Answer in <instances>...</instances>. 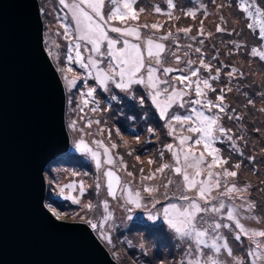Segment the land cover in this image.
<instances>
[{
	"label": "snow or ice",
	"instance_id": "1",
	"mask_svg": "<svg viewBox=\"0 0 264 264\" xmlns=\"http://www.w3.org/2000/svg\"><path fill=\"white\" fill-rule=\"evenodd\" d=\"M58 3L66 10L62 17L58 15L56 19L63 29L64 39L69 42L67 62L78 65L86 73L85 78L95 82V86H86L87 91L80 93V104L84 107L98 104L95 100L98 89L111 92L114 87L125 93H133L137 86H144L147 92L139 102L143 104L146 99H150L159 118L167 126L168 135L178 142L163 145L159 153L162 162L149 175L144 176V169L140 170L142 180L156 181L159 173L164 178L163 182L136 186L123 181L117 172L104 169V165H114L115 161L102 141L91 143L104 149L103 162L100 153L94 151L83 137H78L75 149L89 154L96 169L101 172L95 184L97 192L106 186L108 197L122 200L135 208L142 206L144 194L153 201V209L161 203L159 197L168 199L169 203L163 205L156 214L149 213L148 219L154 222L162 219L181 242V258L175 264H264V216L256 214V203L246 195L249 186H238L235 182L238 171L232 168L239 169L241 164L228 167L230 158L223 156L221 149L216 147L217 143L226 142L231 152L244 155L238 144L244 137L236 135L232 128L224 126L222 122L224 117L236 121H241L243 117L237 114L235 108L229 114L225 94L231 88L220 89V94L214 100L209 98V92L217 91L212 82L220 79L221 68H215L213 74V65L205 58V50L201 47L205 40L190 35L192 29L189 27L178 28V33H184L201 46H194L193 43L181 45L171 31L157 37L151 29L159 30L162 25L158 23L130 24L129 21H139L140 13L147 11L144 8L137 10L138 0H58ZM167 7L174 9V0H167ZM217 7L223 8L224 5ZM238 9L245 14L247 28L258 29L260 43L251 47L250 55L264 62V6L259 0H238ZM154 10L156 13L161 12L158 6ZM41 11L47 14V9ZM168 15L172 18L171 13ZM185 15L195 18L196 13L188 11ZM69 16L70 22L63 23ZM220 19L223 21L225 18L221 16ZM114 21H119L122 26L114 24ZM222 31L227 29L218 24L216 32ZM110 33L117 35L112 36ZM198 35H205L203 22ZM207 35L211 36V33ZM169 40L175 47L164 43ZM235 47L239 49L243 45L236 42ZM84 52L88 53L87 57ZM193 53L198 54V59L191 58ZM48 54H52L51 49ZM212 59H218V55H213ZM58 70L65 72V68ZM202 70L207 73L206 76L201 75ZM67 71L71 72L72 68H67ZM238 71L232 67L227 76L233 79ZM174 72L180 74L173 76ZM240 76H243L242 72ZM77 79L64 76L69 91L77 86ZM260 95L264 96V93ZM111 99L116 100L117 97L113 95ZM253 103V100H248V104ZM84 107L80 108L81 112ZM174 107L182 108L188 114H175L172 111ZM97 110L91 108L92 112ZM260 111L264 112V108ZM87 123L90 127L93 121ZM68 127L76 131L77 121L72 120ZM148 131L154 133L152 128ZM116 147V144H111L112 149ZM165 152L170 154L171 161H164ZM248 159L255 160V157L250 156ZM148 163L155 161L149 160ZM120 165L128 177L134 175L127 171L123 158H120ZM102 177L107 178L106 185L101 184ZM78 184V189L75 182L64 184L59 188L58 195L80 206L74 215L111 244L108 222L112 220L113 213L109 211L108 200L102 202L104 213L101 218H89L88 213L98 210V206L91 202L83 203L86 187L82 180ZM49 186H52L51 181ZM66 190H70L67 195ZM76 191L79 195L72 194ZM42 207L56 221L64 218L58 206L43 204ZM80 212L84 215L81 216ZM246 222H254L257 226H248ZM245 239L246 250L232 247L231 241L242 242ZM140 247L144 248L143 245Z\"/></svg>",
	"mask_w": 264,
	"mask_h": 264
},
{
	"label": "rangeland",
	"instance_id": "2",
	"mask_svg": "<svg viewBox=\"0 0 264 264\" xmlns=\"http://www.w3.org/2000/svg\"><path fill=\"white\" fill-rule=\"evenodd\" d=\"M40 17L42 20V40L43 46L48 50L51 49L50 59L54 64V67L59 75L61 80L63 90H64V98H65V106H64V124L66 128V132L68 135V150L67 153L74 155V160L72 162L67 161H54L52 162L44 171H43V179H44V196L43 201L44 204H51L54 207L58 206V210L62 212L64 218L62 220L65 221H74L81 222L79 217L74 215L75 212L80 210V206L71 204L70 201H65L63 197L58 195L59 188L67 183H76L77 189L79 187L78 182L84 181L86 187V193L82 198L83 203L91 202L94 205L98 206V210H94L93 212L88 213L89 218H101L104 209L102 202L104 200H108L109 202V211L113 213L112 220L109 221V229L108 232L111 235L112 243H107L104 239L100 238V234L94 230H92L88 225V227L92 230L94 236L101 243V245L107 249V253L109 257L117 264H119L111 255L115 256L118 260H121L123 255L122 253H126V248L119 242L115 244L117 235L127 238L128 241L136 240L135 237H145L147 238V244L155 243L156 236H152L150 234L145 235V233H141L140 231H126L121 235V231L123 227L126 226V221L132 219H142L147 223H159L160 229L164 227L172 237L175 243L181 242L177 239L175 233L171 231L167 225L162 221L159 222L150 221L148 219L149 213L156 214V212L162 208L163 205L169 203L168 199H164L163 197H159L161 203L156 205V208L153 209L152 204L153 201L145 195V199L142 202V206L140 208H135L132 205H127L124 201L114 200L111 197L107 196L106 186L101 189L98 193L95 184L97 182V177H101V172L96 169L95 162L91 158L89 154L78 152L75 149V141L78 137H83L86 142H89L90 147L100 153V159L103 162L104 157V149L102 147H98L96 144L91 143V141H102L105 147H108L110 150V154L114 158V165H104V169H111L119 176H121L123 181H129L131 185H141V184H151V183H162L163 179L159 173H157L156 181H146L142 180L141 169H144V176L149 175L156 168L159 167L161 161V157L159 155L162 150L163 145L168 143H178L172 136L170 138L165 134L164 131H168L165 123L162 125L161 119L159 118V113L155 109L154 105L151 104L150 99H146L145 103L141 104L139 109L142 111L144 121H149V127L145 130V133L149 132L148 129H154V136L156 137L154 141H156L155 147L152 145V151L143 155L138 154L137 150L139 148V143L141 141L145 143V141H151V137L147 135L137 136L133 142L128 139V143L131 144L132 149H135L133 152L136 154L132 157L133 160L137 159V162H131V164L127 167V171H131L134 175L132 177H128L126 172L122 169L120 165L121 155L116 153V149L111 148V144H115L117 138L121 137L123 133H121L122 129L119 127L117 120L122 117V115H116L113 113L114 119L106 118H96L90 112H87L84 109L83 112L80 111L79 96L81 91H87L86 86H95V82L89 80V84H85L81 87L83 78H85V74L78 71L73 63L67 62V48L69 47V42L63 37V29L59 26V22L56 17L63 16L66 12L59 3L58 0H37ZM230 3V6L229 4ZM238 6V0H174L175 8L169 9L167 7V0H138L136 4L137 10L140 8H144L147 11L144 13H140L139 21H129L130 24H144L148 23L149 25L152 23H158L162 25L159 30L151 29L152 32H155L157 37L161 34H166L171 31L175 34L181 45H186L188 43H193L194 46H201L197 42L191 41L184 33H178V28L189 27L192 29L190 35H197L198 40L204 39L205 43L201 47L205 50V58L210 61L213 65V74H215L214 70L217 67L221 68V77L217 81H213V86L217 89L214 95L209 96V98L213 99L220 94V89L222 88H231L230 92L225 94V102L231 101L234 99H242V92L249 91L251 94L246 96L242 101L246 106H248L250 118L249 123L245 119L240 112H237L238 115H241L243 119L241 121L229 120L227 117H224L223 124L228 128H232L233 132L238 135L244 137L243 140L238 141L239 147L243 150L244 155L240 156L231 150L222 149V155L225 157H229V165L228 167L232 168V165L236 163H244V166L247 170H240L241 173H238L240 176L234 178L235 182L238 186L248 185L249 191L246 193L247 196L250 197L257 205V215L264 216V167L261 164H264V122L256 117L255 115H261V108H264V96H261L260 93H264V78L261 76V71L258 66L252 65L249 61H247L248 52H250L251 47L257 46L255 39L253 38V30L246 29L244 26V20L237 17L236 11L232 8V4ZM259 3L264 6V0H259ZM223 4V8L217 7V5ZM160 7L161 12L156 13L155 7ZM41 9H47V14L41 11ZM188 11H194L196 13L195 18L185 15ZM169 13H171L172 18H169ZM223 16L225 19L222 21L220 17ZM178 18V19H177ZM70 22V16L63 21V23L68 24ZM201 22H203V28L205 35H198V32L201 28ZM114 24L118 26L120 25L119 21H114ZM220 25L223 28H226L227 31L216 32V26ZM74 27V25H72ZM148 31V30H143ZM211 33V36H208L207 33ZM229 33H233L229 35ZM112 36H116L115 33H110ZM131 39V38H130ZM214 41L221 42L223 45H227L229 49H225L224 53H218L211 49H208L207 44H212ZM238 42L243 47L237 49L235 47V43ZM166 44H170V46L175 47L172 44L171 40L164 41ZM184 49H181V54ZM235 53L233 54V52ZM66 54V55H65ZM85 57L88 56L87 52L83 53ZM220 56H219V55ZM74 56V53H72ZM218 55V59L213 60L212 56ZM192 59H198V54L193 53ZM66 59V60H65ZM75 64V63H74ZM183 66V65H181ZM72 68V71H67V68ZM232 67H236L239 71L234 74L235 78L229 79L227 73L231 70ZM65 68V72L61 73L58 69ZM243 73V76H240V73ZM176 73V72H175ZM180 74V73H176ZM202 76H206L207 73L203 70L201 71ZM64 76H67L69 79L74 77H78L77 86L69 91ZM79 87V88H78ZM143 88L141 94H137L139 100L141 96L146 95L147 89ZM85 88V89H84ZM137 92H141L136 89ZM72 93V95H71ZM213 92H209V95ZM70 94V96H69ZM144 94V95H143ZM194 97V93H193ZM253 100V104H248V100ZM71 100V103H69ZM214 100V99H213ZM228 102V103H229ZM172 111L175 114L187 115L184 109L179 107H174ZM109 113V111H108ZM229 114L231 111L229 110ZM77 121V130L73 131L69 129L68 124L72 121ZM91 120L93 123L91 126H88V121ZM96 121L100 123L97 124ZM163 121V120H162ZM259 129V131H256ZM164 130V131H163ZM157 132H160L162 136L159 137ZM255 132L258 134V138L255 136ZM119 133V135H117ZM139 143H138V142ZM218 144V143H217ZM216 144V147H218ZM221 144L225 147H229V144L226 142H221ZM251 151L253 153H251ZM254 156L255 160H249L248 157ZM63 157V156H62ZM210 159V158H209ZM153 160L155 163L149 164L148 161ZM164 161H171V156L168 152H165ZM87 164V165H85ZM253 165L256 171L260 172V175H254L252 172L254 170L250 165ZM118 170H115L114 168ZM232 170L239 171L238 169L232 168ZM75 173L76 175H73ZM52 182V186H49V182ZM102 185H106L107 178L102 177L100 180ZM70 190L65 191V195L68 194ZM45 194L50 198L47 202L45 198ZM73 195H79L78 191L73 192ZM171 202L179 203V201L172 200ZM128 209H131L130 211ZM80 215L83 216L84 213L80 212ZM83 223V222H82ZM248 226H257L254 222H246ZM119 227V229H118ZM227 232V230H225ZM139 240V239H137ZM142 242V241H141ZM143 243V242H142ZM232 247L234 249L246 250L247 240H242V242L231 241ZM240 246V247H239ZM153 248V247H151ZM160 248H162V255L158 256L155 253L152 256L149 264H175L181 258V253H179L174 248H164L162 244H160ZM154 252L156 251L153 248ZM111 254V255H110ZM143 256V254H142ZM126 257V256H125ZM134 255L131 257H126V259L131 260ZM144 263V262H143Z\"/></svg>",
	"mask_w": 264,
	"mask_h": 264
},
{
	"label": "water",
	"instance_id": "3",
	"mask_svg": "<svg viewBox=\"0 0 264 264\" xmlns=\"http://www.w3.org/2000/svg\"><path fill=\"white\" fill-rule=\"evenodd\" d=\"M64 106L37 0H0V264H117L86 224L42 207L43 170L68 149Z\"/></svg>",
	"mask_w": 264,
	"mask_h": 264
},
{
	"label": "trees",
	"instance_id": "4",
	"mask_svg": "<svg viewBox=\"0 0 264 264\" xmlns=\"http://www.w3.org/2000/svg\"><path fill=\"white\" fill-rule=\"evenodd\" d=\"M230 6V3H228ZM232 8L236 11L237 17L244 20V26L246 29L247 28V22L245 19V14L243 12H241L238 9V6H236L234 3L232 4ZM224 33V32H222ZM225 34V33H224ZM253 38L256 41L257 46L259 45L260 41L258 39V29L253 30ZM208 45V49H211L215 52L220 53H224L225 49H229V47L226 45H223V43L221 42H217L214 41L211 45ZM235 53V51L233 52V54ZM218 54V55H219ZM49 55V54H48ZM66 55V54H65ZM220 56V55H219ZM50 57V56H49ZM66 60V59H65ZM247 61H249L252 65L258 66V68L261 71V76L264 78V62L259 61L258 58L256 57H252L250 55V52H248L247 55ZM73 66H75V68L82 72L83 74H85L83 69H80L78 67V65L73 63ZM173 76L179 75L176 74L175 72L172 73ZM86 77V74H85ZM84 81H82L81 83V87H83L85 84H89V80L86 78H83ZM79 88V87H78ZM142 86H137L136 89L141 91V92H137L136 89L133 93H125L122 92L118 89H115L114 87L112 88L111 92H105L102 89H98L97 92L95 93V100L98 101L99 103H92L90 104L88 107H84L82 104H80V100H81V96H79V102L78 105H80L79 107H84V109L87 110V112L92 113L93 115L96 116V118H98V116L100 118H106L109 117V119H114L115 117H113V113H115L116 115H122L121 118H119L117 120L119 127L122 129L121 133H123L121 135V137L117 138L115 141V144L117 145V147L115 148L116 153L121 155V158H123L124 164L128 167L131 162H137L138 160H133L132 157L134 155H136L133 151L135 149H132L131 144L128 143V139L130 141L133 142V140L140 135H147L151 137V141L149 143V141H145V143H143L141 141V144L139 143V148L136 149L139 156L149 153L152 151V145L155 147L156 141L155 140V136L154 133H150L147 132L145 133V130H147V128L149 127V121H144V115L142 113V111L139 109L140 107V102H139V98L137 96V94H141L142 93ZM85 89V88H84ZM81 92H86V91H81ZM80 92V93H81ZM215 93L210 94L209 96L214 95ZM251 93L249 91H243L242 92V99H234L231 100L230 102L227 101L226 104L229 105V110L231 111L232 108H235L237 112H240L241 110V115H243L245 117V119L248 121L249 123V118H250V113H249V109L248 106H246L244 104V102L242 101L243 99L246 98V96H249ZM72 95V93H71ZM116 96L117 99L116 100H112L111 96ZM144 95V94H143ZM70 96V94H69ZM216 97V96H215ZM215 97H212L213 99H215ZM229 102V103H228ZM91 108H97L98 110L96 112H92ZM84 111V110H83ZM109 111V113H108ZM65 112V110H64ZM256 117H258L259 119H261L264 122V112H262L261 115H255ZM162 122V125L164 124V121L160 120ZM164 131V130H163ZM167 139L168 137L170 138V136L168 135V131H164ZM158 135V139L160 136H162V134L160 132H157ZM255 136L256 138H258V134L255 132ZM219 149H230V147H224L221 143L217 144ZM223 152V150H221ZM251 153H253L251 151ZM262 156H264V149H263V153H261ZM63 156V157H62ZM74 155H71L70 153H63L58 155L57 157H55L52 161L48 162L46 164L45 169L54 161H60V160H65L67 162H72L74 160L73 158ZM241 167L238 169V173H241L240 170H247V168L244 166V163H240ZM87 165V164H85ZM250 165V164H249ZM264 167V164H261ZM252 167V169L254 170V172H252V174L254 175H260L259 171H256L255 167L253 165H250ZM44 169V170H45ZM115 170H118L116 167L114 168ZM122 169L124 170V168L122 167ZM125 171V170H124ZM240 175L238 174V177ZM45 198L47 199L46 201L48 202L50 200V198L47 196V194H45ZM46 204V203H45ZM126 226L123 227L122 231H121V235L124 234L126 231H130V230H134V231H140L142 234L145 233V235L150 234L152 236H156V242L155 243H148L147 244V238L145 237H135L139 240H133V241H128L127 238H123L117 235V232L115 233L117 240L115 241V244H118L119 242L127 249L126 253H122L123 257L121 260H118L115 256L111 255L112 258H114L119 264H149L151 261L152 256L156 254H158V256L162 255V248H160V244H162V247L164 248H174L176 249L179 253H181V248H180V243H175L172 239V237H170L169 232L162 227L161 229L159 228L160 224L159 223H147L146 221L136 218V219H132V220H127L126 221ZM119 229V227H118ZM143 243H142V242ZM141 245L144 246L143 249H141ZM153 247L156 251L154 252ZM240 247V246H239ZM106 248V247H105ZM108 251V250H107ZM143 254V256H142ZM131 255H134V257L129 260L126 259V257H131ZM126 256V257H125ZM156 256V255H155ZM144 262V263H143Z\"/></svg>",
	"mask_w": 264,
	"mask_h": 264
},
{
	"label": "clouds",
	"instance_id": "5",
	"mask_svg": "<svg viewBox=\"0 0 264 264\" xmlns=\"http://www.w3.org/2000/svg\"><path fill=\"white\" fill-rule=\"evenodd\" d=\"M37 4H38V2H37ZM42 21V20H41ZM46 50V49H45ZM47 52V51H46ZM48 54V53H47ZM49 56V55H48ZM49 59H50V57H49ZM51 60V59H50ZM52 62V61H51ZM53 64V63H52ZM53 66H54V64H53ZM55 68V67H54ZM56 70V69H55ZM57 72V71H56ZM64 91V90H63ZM52 161V160H51ZM44 171V170H43ZM44 202V201H43ZM107 250V249H106Z\"/></svg>",
	"mask_w": 264,
	"mask_h": 264
}]
</instances>
